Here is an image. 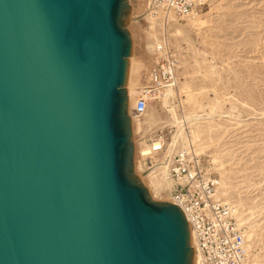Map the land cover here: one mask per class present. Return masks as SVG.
Returning <instances> with one entry per match:
<instances>
[{"label":"water","instance_id":"1","mask_svg":"<svg viewBox=\"0 0 264 264\" xmlns=\"http://www.w3.org/2000/svg\"><path fill=\"white\" fill-rule=\"evenodd\" d=\"M127 0H0V264H192L134 175Z\"/></svg>","mask_w":264,"mask_h":264},{"label":"rangeland","instance_id":"2","mask_svg":"<svg viewBox=\"0 0 264 264\" xmlns=\"http://www.w3.org/2000/svg\"><path fill=\"white\" fill-rule=\"evenodd\" d=\"M127 4L133 84L146 86L158 41L176 58V83L167 103L162 91L169 85L153 87L157 92L151 93L146 114L130 119L134 175L151 200L167 201L142 179L138 151L156 133L170 139L171 108L177 117L188 115L184 136L195 141L183 136L176 149L201 155L214 176L224 172L237 192L253 201L251 253L264 264V0H202L196 16L166 23L145 17L143 0ZM213 157L223 161L221 169Z\"/></svg>","mask_w":264,"mask_h":264},{"label":"built area","instance_id":"3","mask_svg":"<svg viewBox=\"0 0 264 264\" xmlns=\"http://www.w3.org/2000/svg\"><path fill=\"white\" fill-rule=\"evenodd\" d=\"M145 10L161 21H187L197 14L202 0H143ZM156 61L149 69L146 93L153 87L172 83L176 73V58L160 40L155 44ZM147 99L139 97L134 106L143 115ZM151 152L165 150L163 135L154 134ZM147 168L154 167L151 159L144 160ZM168 176L172 182L167 191L169 202L184 213L200 264H244L247 259V228L239 218L238 209L218 196L219 179L207 168L201 155L190 149H176L167 156ZM165 192H163L164 194Z\"/></svg>","mask_w":264,"mask_h":264},{"label":"bare ground","instance_id":"4","mask_svg":"<svg viewBox=\"0 0 264 264\" xmlns=\"http://www.w3.org/2000/svg\"><path fill=\"white\" fill-rule=\"evenodd\" d=\"M144 14H146V18H151L154 17L158 19L157 17L153 16L151 13H149L147 10H144ZM196 16V15H195ZM136 18L133 17L132 20H135ZM168 21H172L168 20ZM168 21H163L164 23ZM131 67H132V56L129 58L128 61V71H127V79H126V95H127V113L130 117V119L135 122V119L138 118L139 116L142 115H137L134 112V106L136 103L137 98L139 97H145L147 99V107L145 112L143 113L146 114L147 108H148V102L151 99V93L153 91L157 92L156 90H152L151 92L146 93V86L142 85H134L133 81L130 79L131 76ZM176 83V79L173 76V81L167 87L166 89H163V102L166 104L167 103V98L171 94H173V86ZM172 116L170 123L171 127H174V130L171 129L170 131V139L168 141H165L164 138L162 139L165 142V150L162 153H153L151 152V147H150V141L154 140L153 136H150L146 138L142 142V147L138 151V154L140 157L142 156L143 160L145 159H151V161L154 162V167L152 168H147L143 162L141 161L140 165L137 166L136 168L142 173L141 177L142 179L146 180V182L149 184L150 189L156 194L157 196H165L167 200L166 202H169V194L167 191L171 188L172 182L169 179L168 176V164H167V156L175 151L176 149V144L179 142V140H182L184 133H186L185 129L186 126L190 123V118L188 115H183L182 117H177L174 109L169 110ZM209 114V113H208ZM213 114V113H212ZM214 116V114L212 115ZM211 117V116H210ZM196 118V117H195ZM202 118V117H198ZM206 118V117H204ZM193 118H191L192 120ZM197 119V118H196ZM203 119V118H202ZM138 120V119H137ZM185 138V136H184ZM187 139V138H185ZM187 142L191 141L194 142L195 140L193 138L187 139ZM143 152V153H142ZM213 162L217 166V168L221 169L223 167V161L220 160L219 158L213 157ZM231 180H229L228 176L224 172L220 174L219 178V186H218V196L221 197L224 201L229 203L230 205H234L238 209V214L241 222L245 224L247 231H246V239H247V259L245 260L244 264H261L260 259L258 257V254H252V238L254 237V232L252 229V221L254 218V204L252 203L253 201H250V199H245L243 198L239 192H237V189L232 186ZM170 184V185H169ZM237 185V184H236ZM167 186V188H166ZM169 186V187H168ZM238 186V185H237ZM241 188V187H239ZM163 192H165L163 194ZM246 196V195H245ZM258 207V205H257ZM259 209V208H258ZM260 211V210H259ZM258 215V214H257ZM253 218V219H252ZM262 220V219H261ZM259 222V221H258ZM257 225V224H256ZM255 227V226H254ZM262 229V228H261ZM252 230V231H251ZM189 238H190V246L192 248V264H200V255L198 252L195 251L194 248V239L191 235V231L189 229ZM258 238V237H257ZM259 247V246H258Z\"/></svg>","mask_w":264,"mask_h":264}]
</instances>
